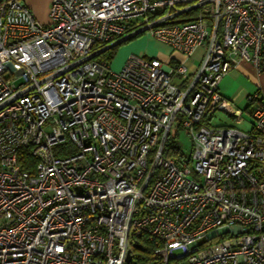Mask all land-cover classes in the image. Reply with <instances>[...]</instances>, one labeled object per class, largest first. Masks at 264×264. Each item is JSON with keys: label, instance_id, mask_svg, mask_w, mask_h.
I'll list each match as a JSON object with an SVG mask.
<instances>
[{"label": "built area", "instance_id": "1", "mask_svg": "<svg viewBox=\"0 0 264 264\" xmlns=\"http://www.w3.org/2000/svg\"><path fill=\"white\" fill-rule=\"evenodd\" d=\"M140 34L180 56L112 70ZM242 63L264 70V0H50L46 23L0 0V264H264V96L248 130L210 123L244 120L219 90Z\"/></svg>", "mask_w": 264, "mask_h": 264}, {"label": "rangeland", "instance_id": "2", "mask_svg": "<svg viewBox=\"0 0 264 264\" xmlns=\"http://www.w3.org/2000/svg\"><path fill=\"white\" fill-rule=\"evenodd\" d=\"M133 41H134V44L128 46ZM132 47L139 49V51L138 50L131 51L130 49ZM141 48H142V52H140ZM167 52L168 51H167L166 47L164 45H162L160 42H158L154 39H150L148 36H146V34H140V35L118 45L116 50H115V54H114L113 58L111 59L110 64H111L112 70L118 71L123 67L127 57L131 53H145L149 56H158L161 59H163V58L167 57ZM198 53H199V51H197V53L195 54V56H194L195 58L198 55ZM177 56L179 57L180 55H177ZM193 60L194 59L191 58L187 62L190 63V62H193ZM194 61L197 62L196 59ZM238 85H243V87L247 88V91H245L241 95V97H239V99L235 100L233 103L234 105L238 106L240 109L243 110L244 120H242L241 122H236L235 120H233V118L228 116L227 113H225L224 111H217L214 114V116L212 117V119L210 120L211 124H213V125L233 124V125L237 126L238 128L244 129V130H248L250 128V126H251V115H250V111H249L250 110L249 106H252L253 103L250 102L246 96H247V94L253 95L254 93H256L257 87L249 79H247L246 77H243V76H241L238 79L237 84L233 85L234 90L238 87ZM260 94L262 96H264V92H260ZM248 107H249V109H246ZM171 136H172L173 140L175 141V143L180 148L183 155L188 157L191 153V150H192V143H191L190 137L187 135L185 130L182 128H179V130L177 132H175V130L172 129Z\"/></svg>", "mask_w": 264, "mask_h": 264}, {"label": "crops", "instance_id": "3", "mask_svg": "<svg viewBox=\"0 0 264 264\" xmlns=\"http://www.w3.org/2000/svg\"><path fill=\"white\" fill-rule=\"evenodd\" d=\"M49 3H50V0H26V4L30 7V9L32 10L35 17L38 18L40 20V22H42V23H46L48 21ZM134 41L131 42L128 46L134 44ZM161 44L164 45L163 43H161ZM164 46L166 47V49L168 51L167 56L168 55H174V56L178 55L177 53H173L168 46H166V45H164ZM130 50L131 51H136V50L139 51V49H136L134 47H132ZM140 52H142V48H141ZM138 54H140V53H138ZM142 54H145V53H142ZM190 63H192V62H190ZM241 76L246 77L252 83H254L257 87L258 92H264V70L257 72L250 64L242 63L237 68H235L232 71H230L229 73H227L221 79V81L219 83V90L222 93V95L224 97H226L227 99H230L233 103L235 100L239 99V97H241V95L245 91H247V88L243 87V85H238V87L235 90L233 88V85L237 84V81ZM248 96H249V94H247L246 97L248 98ZM221 125H233V124H221ZM233 126H235V125H233Z\"/></svg>", "mask_w": 264, "mask_h": 264}, {"label": "trees", "instance_id": "4", "mask_svg": "<svg viewBox=\"0 0 264 264\" xmlns=\"http://www.w3.org/2000/svg\"><path fill=\"white\" fill-rule=\"evenodd\" d=\"M117 47H113L111 49H108L107 51H105V53L103 54V58L106 59L108 62H111V59L113 58L114 54H115V50H116ZM253 103V105L256 103L255 100H252L250 101ZM252 105V106H253ZM252 106H249L250 107V110L251 111V107ZM246 108V109H249ZM69 152V151H68ZM67 151L66 152H61V153H58L59 155H65L68 153ZM164 154L168 157H175V158H178L180 157L181 155H183V153L181 152L180 148L178 147V145L175 143V141L173 140L172 136H170L167 140V144H166V148H165V151H164ZM32 160H30L29 164L31 166V162Z\"/></svg>", "mask_w": 264, "mask_h": 264}, {"label": "water", "instance_id": "5", "mask_svg": "<svg viewBox=\"0 0 264 264\" xmlns=\"http://www.w3.org/2000/svg\"><path fill=\"white\" fill-rule=\"evenodd\" d=\"M130 259V254L127 256V260H129Z\"/></svg>", "mask_w": 264, "mask_h": 264}]
</instances>
